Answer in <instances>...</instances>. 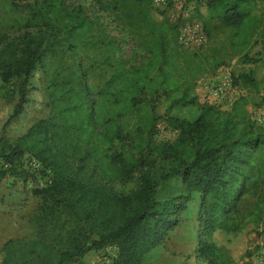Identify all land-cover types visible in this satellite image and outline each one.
I'll return each mask as SVG.
<instances>
[{
	"label": "trees",
	"instance_id": "obj_1",
	"mask_svg": "<svg viewBox=\"0 0 264 264\" xmlns=\"http://www.w3.org/2000/svg\"><path fill=\"white\" fill-rule=\"evenodd\" d=\"M93 1L102 12L114 13L122 31L135 40V62L114 59L112 50L101 55L96 63L106 67V77L100 84L99 104L85 110L83 116L72 117L69 126L61 128L55 118L40 119L17 138L16 144L1 145L0 137V175L16 171L24 154L30 153L44 168L42 174L49 176L47 185L36 190L45 202L37 216V237L29 241L30 250L38 245L49 264H81L80 259L90 250L116 245V264H142L146 254L163 241L164 233L175 225V215L186 206L176 198L158 200L149 172L141 171L139 187L121 195L112 194L103 184L80 179L81 170L93 165L94 169L102 168L109 180H133L138 164L131 162L123 169L105 167V152L112 149L115 139H123L120 118L141 102V94L162 91L170 107L197 105L199 114L193 120L169 118L176 136L163 143L153 142L152 149L172 163L160 180L174 177L187 192L202 193L199 254L203 260L207 264H237V246L263 220L264 194L259 188L264 181V126L253 118L245 95L224 110L200 102L196 83L200 76L215 72L234 56L243 62L256 61L250 51L264 31V14L255 9L264 0H202L194 15L202 21L210 43L205 49L192 50L179 44L181 22L167 17L155 7L154 0ZM40 4L46 21L52 22V31L64 32L68 40L96 22L83 6L70 7L64 0H40ZM222 28L229 34L215 42V33ZM58 42L55 35L38 36L36 44L21 50L2 72L4 79L12 75L28 78ZM234 82L243 88L258 85L251 72L234 76ZM57 86L68 92L76 91L77 85L67 80ZM26 102L22 89L4 127L23 112ZM73 105L71 109L78 107ZM250 196H257L256 201L241 211L239 202ZM61 206L84 216L90 225L87 241L83 233L70 231L66 244L58 247L41 230L43 224L38 222ZM14 243L9 240L7 248Z\"/></svg>",
	"mask_w": 264,
	"mask_h": 264
},
{
	"label": "rangeland",
	"instance_id": "obj_2",
	"mask_svg": "<svg viewBox=\"0 0 264 264\" xmlns=\"http://www.w3.org/2000/svg\"><path fill=\"white\" fill-rule=\"evenodd\" d=\"M64 2L70 7L83 6L96 21L89 29L76 31L70 37L71 40L67 39L64 32L52 31V22L46 21L40 0H0L1 145L16 144L17 138L40 119L55 118L62 128L69 126L72 117L78 114L83 116L85 110L87 112L97 106L100 84L106 77V67L97 66L96 63L101 55L112 50L114 59L123 57L126 61L135 62L133 49L136 42L131 35L122 31L114 13L102 12L93 0ZM194 2L198 6L202 0H187L185 6L192 7ZM255 11L264 14V1L258 3ZM187 20L202 24L194 14ZM215 34L216 42L223 40L229 30L222 28ZM52 35H55L59 42L55 49L51 47L48 50L42 63L28 78L25 75H12L7 80L4 79L2 72L8 70L21 50L30 43L35 45L38 36L49 38ZM209 43L201 49L207 48ZM250 55L256 61L243 62L238 56H234L219 68L228 67L233 76L253 73L258 80L257 87L240 86V96L247 97V107L253 116H264L263 30L258 34V43L251 49ZM211 73L213 72L206 74ZM67 80L70 84L77 85L76 91L60 90L57 83ZM22 89L27 98L24 110L4 127L14 111ZM66 89L67 86L64 90ZM140 97L141 102L129 108L120 118L124 137L114 140L112 149L106 150L104 159L105 167L111 166L115 169H123L131 162L138 164L133 173V180H109L103 175L102 168L94 169L93 165L87 170H81L80 179L83 182L103 184L112 194L121 195L139 187L141 171L149 172L158 200L164 202L168 198H176L177 202L184 203L186 208L175 215V225L164 233L163 241L151 250L144 260L147 264H207L199 254L203 195L197 191L187 192L182 182L174 177L161 181L162 172L167 171L172 163L152 149L153 142L163 143L175 137L173 128L168 124L169 118L178 116L193 119L199 113V108L197 105L170 107L162 91L154 94L144 92ZM72 103L78 107L71 109ZM69 129L73 131L72 128ZM91 162L95 163L94 160ZM43 170L30 153H25L16 171L7 170L0 175V264H49L47 254L38 245L32 250L29 245V241L37 237V216L42 214L41 205L45 202L44 198L36 193V190L45 187L49 180L48 175L42 174ZM71 172L72 175L76 174V170ZM259 191L264 194V181ZM256 199L257 196L243 198L239 202V209H248ZM78 212L65 210L61 206L38 224H43L41 230H45L48 239L51 242L53 240L58 247L66 244L70 231L83 233V240L87 241L90 225ZM96 237L94 234L93 238ZM9 240H15L17 243L11 244L8 249L6 243ZM237 250L240 257L237 264H264V214L258 228L246 236L237 246ZM100 257L101 250L92 249L80 262L92 264Z\"/></svg>",
	"mask_w": 264,
	"mask_h": 264
},
{
	"label": "built area",
	"instance_id": "obj_3",
	"mask_svg": "<svg viewBox=\"0 0 264 264\" xmlns=\"http://www.w3.org/2000/svg\"><path fill=\"white\" fill-rule=\"evenodd\" d=\"M187 0H154V5L164 12L172 21L181 22L179 44L183 49H201L207 45L208 38L200 22H190L197 7L185 6ZM240 86L235 84L234 76L228 67L217 69L211 74H204L196 83V94L202 103H208L220 109H230L240 97ZM253 116V115H252ZM257 123L264 126V116H253ZM175 136L177 130H173ZM36 164L39 162L36 160ZM101 250V257L92 264H116L119 249L116 245H109Z\"/></svg>",
	"mask_w": 264,
	"mask_h": 264
},
{
	"label": "crops",
	"instance_id": "obj_4",
	"mask_svg": "<svg viewBox=\"0 0 264 264\" xmlns=\"http://www.w3.org/2000/svg\"><path fill=\"white\" fill-rule=\"evenodd\" d=\"M199 114V113H198ZM198 114L193 118V119H195L197 116H198ZM183 118H185V119H188V120H193V119H191V118H186V117H183ZM147 255H149V254H146V257H147ZM146 259V258H145ZM145 261V260H144ZM143 264V263H142ZM144 264H147V262L145 261L144 262Z\"/></svg>",
	"mask_w": 264,
	"mask_h": 264
}]
</instances>
